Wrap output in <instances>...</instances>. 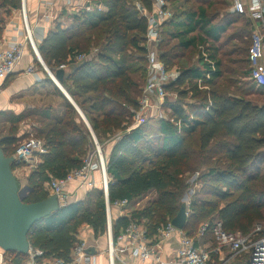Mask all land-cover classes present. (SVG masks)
I'll return each mask as SVG.
<instances>
[{"label": "trees", "instance_id": "1", "mask_svg": "<svg viewBox=\"0 0 264 264\" xmlns=\"http://www.w3.org/2000/svg\"><path fill=\"white\" fill-rule=\"evenodd\" d=\"M94 1L96 7L80 10L70 27L49 33L39 51L53 72L62 65L72 68L62 84L101 144L104 138L124 131L113 142L108 159L110 201H135L151 191L157 193L149 205L132 211L130 217H116L114 236L132 219L143 223L148 235L154 236L159 226L179 212L180 196L188 186L185 175L190 172L199 176L188 205L184 228L188 235L196 236L203 223L210 225L215 220H221L226 230L244 234L257 223L264 225V101L254 98L264 93V87L256 89L249 79L253 25L248 16L232 12L231 0H183V8L177 6L173 17L164 22L159 45L160 58L169 67H180V76L166 86L176 99L168 96L165 100L169 117L154 120L146 116L134 126L133 110L140 107L147 80L148 53V23L136 2L152 10L154 0ZM20 5L21 0H0V9ZM201 46L215 70L204 60ZM193 49H199L197 63L191 61ZM79 55L85 57L78 60ZM57 93L64 98L62 114L50 105L20 114L0 113L10 125L0 138L6 155H13L31 133L48 149L29 175L30 189L25 196L29 203L47 198L50 192L45 184L50 177L63 178L81 168L95 146L76 107L59 89ZM190 95L199 104L187 111L184 105ZM24 122L29 129L23 136L20 125ZM19 166L14 163L13 170ZM85 225L92 227L96 237L107 232L102 189L91 190L83 199L68 202L36 222L28 239L32 248L44 251L43 257L69 260ZM13 253L16 264L27 258ZM213 260L220 264L219 254L213 253L209 264Z\"/></svg>", "mask_w": 264, "mask_h": 264}, {"label": "built area", "instance_id": "2", "mask_svg": "<svg viewBox=\"0 0 264 264\" xmlns=\"http://www.w3.org/2000/svg\"><path fill=\"white\" fill-rule=\"evenodd\" d=\"M136 5L140 13L146 17L148 28L146 33L147 53V80L142 89L139 99L140 107L135 112L134 126L141 124L148 114L161 110L164 106L169 92L167 84L175 81L181 74L179 68L169 67L159 55V45L162 41V27L164 22L173 17V11L169 0H154L153 9L148 10L139 2ZM230 10L237 14L248 16L252 23L251 45L249 48L250 74L249 79L258 87H264V0H231ZM19 11L23 18V38L15 40L11 45L6 46L0 41V79L4 81L16 68L17 64L25 56L28 47L32 49L38 61L47 70V65L39 51V43L35 36L26 8V0H22ZM47 17V15H46ZM204 60L209 62L212 70L215 64L210 59L204 46L200 47ZM97 51V49H95ZM84 55H79L78 60ZM61 67H65L62 65ZM33 67L28 68L31 73ZM212 71L207 72L209 78ZM49 74V73H48ZM203 78L199 84L202 85ZM1 85V84H0ZM175 94V93H174ZM145 115V117H144ZM131 127L127 130L129 131ZM124 131L120 132V135ZM94 148L84 158L81 168L70 171L65 177H50L48 189L50 194H57L61 204H66L69 194L67 185L69 182L77 181L80 186L96 188L100 186L104 192L107 214V262L99 263L96 256L89 251V243L86 238L79 236L71 250L69 260L60 257H43L44 251L30 248L27 258L20 264H131L125 254L140 260H150L151 264H209L213 253L220 254L228 249L233 256L247 255L243 264H264V225L257 223L251 232L244 234L241 231H229L223 226L221 220H215L212 224L203 223L196 236H190L182 228L176 227L171 221L158 227L154 236H149L147 228L143 223L131 220L116 236L113 234V210L119 209L127 211V207L132 201L128 199H117L113 202L109 197V184L112 177L108 173V160L104 155V148L93 135ZM119 138V136H118ZM45 142L32 133L20 141L14 156V163L22 165L31 162L34 158L47 153ZM100 172V180L96 181L93 172ZM125 209V210H124ZM131 216V212L127 213ZM211 232L213 244L206 246L197 242ZM180 235L179 246L175 260L166 261L161 256V246L163 243ZM13 251H6L0 247V264H16Z\"/></svg>", "mask_w": 264, "mask_h": 264}, {"label": "crops", "instance_id": "3", "mask_svg": "<svg viewBox=\"0 0 264 264\" xmlns=\"http://www.w3.org/2000/svg\"><path fill=\"white\" fill-rule=\"evenodd\" d=\"M96 5L97 4L94 0H26L28 19L33 26L35 36L39 44L49 33L57 30L58 27H70L73 24L75 14H77L80 10L92 11ZM99 8L104 9L105 7L100 5ZM23 32V18L19 8L16 9L9 6L2 7L0 9V41H2L6 46H9L15 40L23 38ZM197 60H199V55ZM30 66L33 67V71L31 73L28 72V68ZM174 67L180 69L177 64ZM71 72L72 68L66 67L65 76H68ZM47 73L48 72H46L44 67L38 61L32 49L28 47L25 56L17 64L15 70L4 81L0 79V113L10 111L15 114H20L36 106L50 105L55 106L57 113L62 114L64 111V98L57 93V89H59L72 104L74 102L81 110L64 85L62 84L63 88L69 94L73 102ZM176 96L177 95L175 94V97ZM198 104V99L190 95L186 99L184 106L185 109L189 111V106H197ZM27 126L29 127V125L23 126L21 128V132L28 129ZM120 132L121 131H118L116 134L103 139L104 141L102 144L107 143V154L104 153L107 160L109 159L113 142L118 138V136H120ZM3 136L1 135L0 138ZM38 162L39 158H34V160H32L33 167ZM93 177L96 181H99L100 172H93ZM98 187L100 186H97L96 188ZM93 189L94 188L87 186H80L77 181L69 182L67 185V191L70 194L67 203L83 199L86 194ZM127 213L128 212H123L119 209H114L113 221L116 217L127 215ZM79 236L87 239L89 243V251L91 254L96 256L97 262H107L108 239L105 234L96 237L92 227L85 225L80 231ZM179 241L180 235L176 234L174 237L162 244L160 251L164 260H175ZM197 242L210 246L213 244V237L211 234H207L205 237L198 239ZM234 257L235 256L232 257L229 250L226 249L219 254V263L242 264L246 262V257L244 256H240L239 258ZM125 258L131 264H151L150 260L143 261L132 257L129 253L125 254ZM237 259L241 260L237 261ZM211 264H215V260L211 261Z\"/></svg>", "mask_w": 264, "mask_h": 264}, {"label": "water", "instance_id": "4", "mask_svg": "<svg viewBox=\"0 0 264 264\" xmlns=\"http://www.w3.org/2000/svg\"><path fill=\"white\" fill-rule=\"evenodd\" d=\"M47 70L51 79L60 86L72 101L62 86L66 68L61 67L53 72L47 66ZM73 104L88 125L91 133L95 135L83 112L74 102ZM14 162V156L6 155L0 140V247L6 251L28 254L31 248L28 235L32 226L58 211L65 204L60 203L57 194H50L40 201L26 202V194H24L22 184L13 170ZM188 213V204L182 203L179 212L172 218L171 222L176 227L184 229L187 224Z\"/></svg>", "mask_w": 264, "mask_h": 264}, {"label": "rangeland", "instance_id": "5", "mask_svg": "<svg viewBox=\"0 0 264 264\" xmlns=\"http://www.w3.org/2000/svg\"><path fill=\"white\" fill-rule=\"evenodd\" d=\"M182 2L183 0H179L175 3H171L170 4V7L172 9V11H177V6L179 9L183 8V5H182ZM190 3H188V6H189ZM22 6V0H21V5H20V8ZM238 44V42L236 43ZM190 53L192 54L191 56V61L193 63H197V59H198V55H199V49H193L190 51ZM236 67V66H234ZM47 72V71H46ZM48 74V73H47ZM247 81H245L244 79V82H248L249 80L246 79ZM251 83V82H250ZM256 89L259 87H255ZM169 98L170 99H176L175 97V94L174 93H171L169 92ZM260 94H255L254 95V98H258L259 101H264V93H261L259 92ZM48 100V99H47ZM169 111L165 106H163V108L161 110H159L158 112H155V113H150L148 114V119H154V120H157L159 118H162V117H169ZM25 125H28L27 123H22L20 126L21 128ZM28 127V126H27ZM9 128H10V125L8 122H6L4 120V117L0 118V137L1 135H6L9 131ZM29 129V127H28ZM27 130V129H26ZM26 130L24 132H21L20 135H23L24 136V133L26 132ZM102 147L104 148V153L107 154V143L106 144H101ZM34 160V159H32ZM32 160L31 162H26L22 165H20L19 167H16L14 168V172L15 174L18 176L21 184H22V188L24 190V194H28L29 192V175L31 173V171L33 170V163H32ZM35 166V165H34ZM199 176V173L198 172H190V173H186L185 175V180H186V183H188V186H187V189L181 194L180 196V203H187L189 205L190 201H191V198L193 197L194 193H195V190L198 188V185L196 184L195 185V182H196V179L197 177ZM46 188L48 189V183L45 184ZM96 189H102L101 187H98V188H94L92 191H94V193H96ZM49 190V189H48ZM157 197V193L155 191H151L145 195H143L142 197L136 199L135 201H132L131 205H129L126 209L127 211L125 210V212H132L134 210H137V209H142L144 207H146L147 205L150 204V202H152L155 198ZM230 252V251H229ZM231 253V252H230ZM232 255V253H231ZM233 257V255H232ZM240 257V256H239ZM239 257H236V258H239ZM235 258V257H234ZM241 259H237V261H240Z\"/></svg>", "mask_w": 264, "mask_h": 264}]
</instances>
